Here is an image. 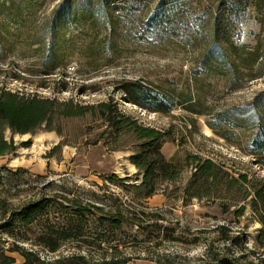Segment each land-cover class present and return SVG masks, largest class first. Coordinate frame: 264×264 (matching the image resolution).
I'll use <instances>...</instances> for the list:
<instances>
[{
	"label": "rangeland",
	"instance_id": "obj_1",
	"mask_svg": "<svg viewBox=\"0 0 264 264\" xmlns=\"http://www.w3.org/2000/svg\"><path fill=\"white\" fill-rule=\"evenodd\" d=\"M42 1L40 25L61 3V0ZM157 1H152L153 8ZM243 5L238 17L240 41L254 46L258 39H264V17L255 3ZM129 8L132 14L128 10H118L121 21H116L112 28L115 34L120 31L126 38L114 35L111 42L107 39L111 34L108 27H86L79 37H75L78 48H74L66 70L50 78L25 72L38 61L34 57L18 60L16 54L24 53L23 45H19L16 54L0 57V87L45 97L73 98L82 103H98L114 97L125 112L144 124L161 129L172 128L175 140L164 145L166 158L171 159L175 155L185 158L188 153H197L225 162L236 170L264 177V165L256 163L248 153V142L255 130L245 131L241 138L234 137V140L240 138V144H234L208 126V116L191 113L181 105L166 115L127 100L119 89L125 79L140 78L155 83L170 80L187 87L198 58L197 49L177 41L156 44L132 42L128 38L129 32L135 31L133 15L142 14L144 7L134 5ZM93 43L96 54H90L92 51L87 49L81 53L82 45ZM200 79L197 91L204 93L202 86H205L209 110L244 106L256 120L264 119V73L246 79L236 89H231L228 82L219 76L207 75ZM53 126L57 129L50 130L43 125L36 133L13 134L10 130L5 133L8 140H14L17 149L0 157V196L9 200L13 207L42 198L54 204L50 219L41 217L26 233V247L36 249L46 259L74 252L85 254L91 263L103 257L109 260L113 254L117 258H130L129 264H219L220 260H228V257L235 258L238 264H264V249L254 247L261 224L250 222V211L239 224L230 222L232 216L222 212L218 204L198 200L184 204L181 189L191 175V167H185L177 180L165 184L167 193L160 190L147 200L137 202L107 179L109 175L117 174L121 178L129 177L128 183L141 182V177L136 175L138 170L129 158L131 150L110 149L102 134L105 127H100L90 116L55 120ZM65 197L84 205L105 206L112 212L113 206L118 205L134 221L141 217L144 227L130 221L121 229H112L113 232L108 229L106 232L99 222L103 214L94 213L89 215L88 221L81 223L79 231L63 238L64 231L59 222H68L70 212H61L60 206L68 204ZM108 216L115 218L113 213ZM228 223L241 236L248 233L247 249L233 248L222 237L217 227L228 226ZM246 224L248 227L242 228ZM46 228L56 232L62 243L55 253L37 245L39 235ZM112 245L114 249L110 248ZM15 256L18 262L23 261L19 255Z\"/></svg>",
	"mask_w": 264,
	"mask_h": 264
},
{
	"label": "trees",
	"instance_id": "obj_2",
	"mask_svg": "<svg viewBox=\"0 0 264 264\" xmlns=\"http://www.w3.org/2000/svg\"><path fill=\"white\" fill-rule=\"evenodd\" d=\"M152 1L61 0L51 16L40 25L42 0H0V57L16 54L18 46L23 45L24 53H17V59L34 57L38 61L25 72L50 78L66 70L74 48H78L75 37H79L83 29L91 25L105 26L111 29V34L106 36L111 42L114 35L126 38L122 32L115 34L112 30L116 21H121L118 10L131 13L129 7L143 6L142 14L133 15L135 31L129 32L128 39L132 42L150 41L152 44L177 41L197 49L198 58L185 88L170 80L155 83L137 78L123 80L119 85L120 91L129 102L152 112L168 115L181 105L191 113L208 116V126L234 144H240L238 140L242 133L255 130L248 142V153L256 163L264 165V119L256 120L244 106L211 111L205 101V86H202L204 93L197 91L202 76H219L228 82L231 89H236L246 79L264 73V39H258L251 46L240 41L238 32V17L243 4L255 3L264 17V0H158L154 8ZM86 49L92 51L90 54H96L93 52L96 49L94 43L82 45L81 53ZM89 116L100 127H105L102 134L110 149L131 150L129 158L136 166V175L141 177V182L128 183L129 177L121 178L117 174H111L107 179L120 186L132 200L143 202L160 190L167 193L165 184L177 180L185 167H191V175L181 189L184 204L194 200L218 204L222 212L232 216L230 222L239 224L250 211V222L261 224L254 247L264 249V177L236 170L225 162L197 153H188L185 158L179 155L166 158L163 147L175 140L172 128L161 129L144 124L125 112L114 97L98 103H82L73 98L45 97L0 87V157L17 149L14 140L6 138L7 130L13 134L36 133L43 125L54 130L57 129L53 126L55 120ZM234 137L240 138L234 140ZM64 199L68 204L60 206L61 212H70L68 222H59L64 231L63 238L79 231L81 223L88 221L89 215L94 213L103 214L99 222L106 232L108 229H121L124 223L134 221L118 205L113 206L112 212L105 206L84 205L74 199ZM53 205L51 200L42 198L13 207L9 200L0 196V264H129L130 258H117L113 254L109 260L103 257L95 263H91L87 255L76 252L46 259L36 249L26 247V233L41 217L50 219ZM111 213L115 218H109ZM134 222L144 227L141 217L135 218ZM246 227L248 224L242 226ZM217 228L233 248L249 247L248 233L241 236L230 223ZM37 245L55 253L62 243L56 232L46 228L39 235ZM110 248L114 249V246ZM15 255L23 261L18 262ZM219 264L238 262L228 257V260H220Z\"/></svg>",
	"mask_w": 264,
	"mask_h": 264
}]
</instances>
